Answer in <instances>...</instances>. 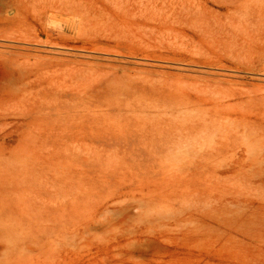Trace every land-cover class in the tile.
I'll return each instance as SVG.
<instances>
[{"label":"rangeland","instance_id":"374dc122","mask_svg":"<svg viewBox=\"0 0 264 264\" xmlns=\"http://www.w3.org/2000/svg\"><path fill=\"white\" fill-rule=\"evenodd\" d=\"M94 2L81 22L0 0V264H264V0L165 24Z\"/></svg>","mask_w":264,"mask_h":264},{"label":"bare ground","instance_id":"6f19581e","mask_svg":"<svg viewBox=\"0 0 264 264\" xmlns=\"http://www.w3.org/2000/svg\"><path fill=\"white\" fill-rule=\"evenodd\" d=\"M95 0H14V4L16 5V7H17V9H19L20 7H23V6H27V7H32V8H36V7H49V11H51V12H53V13H59V14H66V15H70V16H73L74 18L73 19H79V21H84V19H85V17H86V12H88L89 10H93V9H95V7H97V8H99V6H97L96 5V3L94 2ZM96 1H98V0H96ZM127 1H129L130 3H138V4H140V5H142V6H145V7H151L152 9H155V10H157V11H159V10H161V11H166V13L165 14H163V15H161L160 16V13L157 15V17L155 18V20L158 18V17H160V22L161 23H168V22H174V21H180V20H183L184 19V21H186V20H188L190 17H192V16H195V18L194 19H198V20H201V21H203V22H206L207 23V19L206 18H203V17H199V16H197L198 15V13H199V10H196V9H194L193 7H191V6H189V5H187L186 3H184V2H180V0H127ZM11 6V5H10ZM37 9V8H36ZM25 10V9H24ZM40 10H43V9H40ZM3 11V10H2ZM33 11V10H32ZM94 11V10H93ZM17 12H19V11H17ZM29 13V12H28ZM22 14V13H21ZM52 14V13H51ZM17 16H18V13H17ZM21 16V15H20ZM39 17V16H38ZM199 28H201L202 29V26L200 25V26H198ZM203 30V29H202ZM8 35V34H7ZM21 35V34H20ZM24 35V34H23ZM3 37H5L4 35H2V38ZM20 38V37H19ZM25 37H23V38H21L20 40H18V41H20V42H24L25 44H32V45H39V44H42V42H44V41H39V40H36L35 38H33V39H24ZM13 39V38H12ZM12 39H10V40H12ZM14 40V39H13ZM41 42V43H40ZM44 44H46V45H48L50 48H51V50H53L57 55L58 54H64V53H71L67 48V46H66V44H65V46H62L61 45V43L60 42H54V41H52V40H48V41H46ZM44 46V45H43ZM28 46H26V48H27ZM25 48V47H24ZM49 48V49H50ZM61 48H63V49H61ZM71 50H78V49H83V50H89V49H87L84 45L83 46H75V45H73V47L71 46ZM23 49V48H22ZM29 49L30 50H37V51H41L43 48H40V47H29ZM28 50V49H27ZM29 50V51H30ZM46 50V49H45ZM91 51H95V50H92V49H90ZM46 52V51H45ZM64 52V53H63ZM74 52V51H73ZM80 52H81V50H80ZM77 53H79V52H75L73 55H77ZM72 54V53H71ZM0 60L2 61V64H4V65H7L5 62H7V59L5 58V56L3 57H0ZM0 61V62H1ZM62 62H59V63H57V64H61V63H64L65 64V62L63 61V60H61ZM43 62V61H42ZM23 64V63H22ZM63 64V65H64ZM15 65H16V62H15ZM20 65V64H19ZM19 65H18V67H19ZM31 65H33V64H31ZM37 65V64H36ZM66 65H68V64H66ZM1 66V65H0ZM29 66V65H28ZM65 66V65H64ZM69 66V65H68ZM65 67V68H63V69H60L61 71V73L62 74H64V75H75V76H77L78 78L77 79H79V81H77V83L78 82H80L79 84H78V86H77V84H76V86H73L72 84H71V86H73V87H79V86H84V85H87V78L88 77H91L90 75H89V73L87 74L86 73V71L83 69V68H77V67ZM38 67V66H37ZM35 68V69H38V68ZM60 67V66H59ZM29 67H22V68H19L20 70H19V74H17V76L16 77H14L13 78V83H14V85H9V83H8V86H7V82H6V84L3 86V91H4V93L2 94V96H1V99H3L4 97H5V95L7 96V90H8V92H13L14 91V86L15 87H17V88H20V89H23V90H25V91H27V88L29 87V82H27L26 81V79H27V76H30L29 75V73L31 72V70H33V69H31V70H29L28 69ZM54 68V67H53ZM55 68H57V67H55ZM54 68V69H55ZM61 68V67H60ZM53 69V70H54ZM13 70V69H12ZM11 70V71H12ZM57 70H59V69H57ZM56 71V70H55ZM83 71H85V73L83 72ZM89 71H91V70H89ZM88 71V72H89ZM92 72V71H91ZM21 73V74H20ZM49 73V72H48ZM51 73H53V72H51ZM79 73H81V74H79ZM56 74V73H55ZM59 74V73H58ZM78 74H79V76H78ZM15 75V74H14ZM60 75V74H59ZM13 76V75H12ZM39 76V75H38ZM53 77V76H52ZM72 77V76H71ZM87 77V78H86ZM93 77H95V76H93ZM68 78H69V76H68ZM75 77L73 76L72 77V80L74 79ZM100 78V77H99ZM29 79V78H28ZM70 79V78H69ZM102 79V78H101ZM96 80H98V79H96ZM105 80V79H104ZM75 81V80H74ZM73 81V82H74ZM94 81V80H93ZM53 83H54V81H52ZM92 82V81H91ZM96 82V81H95ZM104 82V81H103ZM102 81H99V84H98V87H96L97 85H95V87H96V89L98 90V88L100 89L102 86H103V83ZM11 83V82H10ZM59 83H61V82H59ZM93 83V82H92ZM98 83V82H97ZM106 83L108 84V81H106L105 82V85H106ZM41 84V83H40ZM89 84H90V81H89ZM55 85V84H54ZM93 85V84H92ZM58 86V85H57ZM72 87V88H73ZM86 87H89V85L88 86H86ZM93 87V86H92ZM91 87V88H92ZM94 87V88H95ZM30 88V87H29ZM45 88V87H44ZM93 88V89H94ZM75 89V88H74ZM73 89V90H74ZM79 89V88H78ZM84 89V88H83ZM87 89V88H86ZM86 89H84V90H86ZM89 89H90V87H89ZM89 89H87V91L89 90ZM32 90V89H31ZM39 90V89H38ZM72 90V89H71ZM72 90V91H73ZM101 90V89H100ZM62 91V90H61ZM83 91V90H82ZM81 91V89H80V91L79 92H82ZM39 92V91H38ZM67 92V91H66ZM69 92H71V91H69ZM74 92H76V89H75V91ZM65 93V92H64ZM68 93V92H67ZM85 93V92H84ZM83 93V94H84ZM92 93H93V91H92ZM97 93H98V91H97ZM28 94V93H27ZM31 94H32V91H31ZM62 94V93H61ZM90 94V93H89ZM85 95V94H84ZM30 96V95H29ZM64 96V95H63ZM89 97H91L92 95H88ZM52 97H54V96H52ZM59 98H60V96H58ZM57 99V98H56ZM55 99V100H56ZM57 102H58V100H57ZM185 107L184 105H182V104H175L174 105V107H176V108H178V109H180L179 107ZM2 118H7V114L6 113H3V112H0V119H2ZM140 204V203H139ZM128 209V208H127ZM117 210V209H116ZM123 210V209H122ZM108 211V210H107ZM111 212H112V210H111ZM118 212H120V211H118ZM107 216V215H106ZM106 216H104V217H106ZM103 217V218H104ZM110 217V216H109ZM100 218V217H99ZM105 219V218H104ZM110 219V218H109ZM119 219V218H118ZM124 219V218H123ZM127 220H129L128 218H126ZM101 221H103V219L101 218L100 219ZM111 220V219H110ZM109 220V221H110ZM122 220V219H121ZM120 220V221H121ZM96 221V220H95ZM95 221H94V223H95ZM108 221V220H107ZM119 221V220H118ZM123 221V220H122ZM157 221H158V219H157ZM98 222H100L99 220H98ZM98 222H96L97 224H95L96 226L98 225ZM111 222V221H110ZM123 222H125V221H123ZM129 222V221H128ZM149 222V221H148ZM162 222V221H161ZM105 223V222H104ZM109 223V222H108ZM113 223V222H112ZM117 223V222H116ZM120 223V222H119ZM145 223V222H144ZM102 224V223H101ZM100 223H99V225H101ZM114 224V223H113ZM118 224V223H117ZM146 224H148V223H146ZM145 224V225H146ZM150 224V223H149ZM162 224V223H161ZM86 225V224H85ZM98 225V226H99ZM116 225V224H115ZM127 225V224H126ZM126 225H124V226H126ZM89 226H90V224H89ZM88 226V227H89ZM107 226V225H106ZM105 226V227H106ZM109 226H111L110 224H109ZM140 226V225H139ZM100 227V226H99ZM102 227H103V225H102ZM121 227H123V226H121ZM131 227V226H130ZM129 227V228H130ZM145 227V226H144ZM104 228V227H103ZM139 228V227H138ZM82 229L84 230L85 228H83L82 227ZM88 229V228H87ZM87 229H85V231L84 232H86V230ZM96 229V228H95ZM122 229V228H121ZM128 229V228H127ZM132 229H133V227H132ZM83 230L81 231V233L83 232ZM134 230V229H133ZM122 231V230H121ZM124 231V230H123ZM122 231V232H123ZM126 231V230H125ZM132 231V230H131ZM96 232H97V230H96ZM87 233V232H86ZM94 233H95V231H94ZM128 233H130V232H128ZM77 234V233H76ZM83 234V233H82ZM82 234H81V236H82ZM85 234V233H84ZM124 234V233H123ZM78 235H80V234H78ZM92 235V234H91ZM96 235V234H95ZM118 235V234H117ZM148 235H149V233H148ZM72 236V235H71ZM76 236V235H75ZM94 236V235H93ZM151 236H152V232H151ZM83 237V236H82ZM81 237V238H82ZM115 237V236H114ZM117 237V236H116ZM115 237V238H116ZM76 238V237H75ZM90 238V237H89ZM89 238H87V239H89ZM92 238V237H91ZM90 238V239H91ZM134 240V239H133ZM148 240V239H147ZM146 240V241H147ZM153 240V239H152ZM130 241V240H129ZM136 241V240H135ZM137 241H138V239H137ZM140 241V240H139ZM74 242H76V241H74ZM151 242V241H150ZM128 244H129V242H127ZM126 243V244H127ZM141 243V242H140ZM154 243V242H153ZM133 243L131 242V245H132ZM137 244V243H136ZM143 244V243H142ZM148 244V243H147ZM155 244V243H154ZM130 245V246H131ZM153 245V244H152ZM122 245L120 244V243H118V245H117V247H121ZM142 246V245H141ZM149 246H150V243H149ZM129 247V246H128ZM132 247V246H131ZM140 248V247H139ZM144 248V247H143ZM153 249V248H152ZM113 250V249H112ZM115 250V249H114ZM132 250H133V248H132ZM134 250H136V249H134ZM140 250V249H139ZM144 250V249H143ZM146 250V249H145ZM115 254V253H114ZM119 254H121V253H119ZM118 254V255H119ZM113 255V254H112ZM115 255H117V253L115 254ZM122 255V254H121ZM119 256V257H122V256ZM125 256V255H124ZM136 256V255H135ZM106 257V256H105ZM103 258V257H102ZM132 258V257H131ZM124 259V258H123ZM129 259V258H128ZM103 260V259H102ZM106 260V259H105ZM105 260H103V262L105 261ZM130 260V259H129ZM108 261V260H107ZM124 261V260H123ZM99 263V262H98ZM97 263V264H98ZM105 263V262H104ZM107 263V262H106ZM100 264V263H99ZM149 264V263H148Z\"/></svg>","mask_w":264,"mask_h":264}]
</instances>
